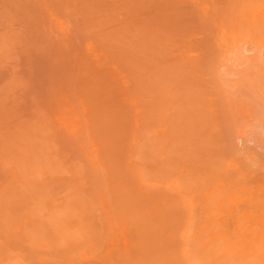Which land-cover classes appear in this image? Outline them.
<instances>
[{
    "label": "bare ground",
    "instance_id": "1",
    "mask_svg": "<svg viewBox=\"0 0 264 264\" xmlns=\"http://www.w3.org/2000/svg\"><path fill=\"white\" fill-rule=\"evenodd\" d=\"M0 5V24L6 20L11 23L15 16L18 22L24 20L17 23L23 26L19 25L18 31L23 32L21 27L32 29V23L37 32L42 30V24L41 27H47L43 34L40 30L43 37L39 33L43 44L49 38L47 31L56 35L55 40L49 39L52 42L47 45L51 48L47 50L46 43H33L35 30L30 33L26 29L24 32L28 30L31 36L23 32L28 37L24 40V35L13 33L15 29L11 28V33L24 37H19L21 44L15 36L16 44L12 39L14 43L6 40L10 28L6 29L7 22H3L6 30L1 28L2 24L0 29L7 35L3 33L5 40L0 37V53L5 51L1 61L5 48L21 47L22 56L33 55L39 61L33 62L30 56L25 57L27 63H37L39 66L34 69L44 70L39 75L43 77L39 80L42 86L56 78L57 88L66 79L73 81L75 88L68 87L73 88L72 92L76 89L73 93L80 102L78 108L72 104L75 108L67 116L69 104L64 100L68 97L61 96L66 91L59 93L64 86L57 93L64 99L61 104L64 102L66 109L57 104L59 97L53 91L56 87L50 84L47 88L51 86V90L40 87V91L43 94L47 90L44 94L51 97L56 93V102L50 104L60 105L55 109L62 107L60 110L67 112L63 119L58 120V113L49 115L53 110L57 112L49 103L43 108H50L49 112L44 111L48 116L42 113L43 106L36 103L43 102L42 96L38 98L40 92L37 100L33 97V103L40 105L39 114L44 117L36 112V104L31 106L32 115L27 114L28 110L24 114L22 108L18 113L16 105L6 111L4 107L0 113V264H264V0H0ZM29 39L33 40L29 43ZM31 43L39 46L32 47ZM30 46L39 57L46 52L44 60L50 54L48 62L42 63L43 59L34 52L29 54ZM52 49L57 53L55 58ZM50 56L55 59H51L52 63ZM46 63L57 64L53 73L56 78L49 77L54 65L50 66L54 70L49 65L46 69ZM34 69L31 67V71ZM49 69L52 72L48 73ZM44 72L48 73L47 79L51 78L47 83ZM32 73L27 74L28 78L37 77ZM25 77L19 78L23 81ZM7 84V89L13 85ZM35 84L23 89L39 90L40 84ZM17 91L15 88V94ZM15 98L18 99L14 96L13 101ZM20 114L30 117L28 122H22L25 117ZM46 116H51L47 123ZM32 117L35 120L31 124ZM52 120L56 121L51 123ZM34 122L36 127L41 126L36 128ZM26 123L29 129L25 128ZM45 123L57 124L55 127L62 132L60 137L67 133L61 139L71 141L70 144L65 140L63 144L71 145L67 147L74 149L69 151L75 153L77 160L79 150L86 149L88 162L84 161L86 154L80 162H86L85 170L90 173L92 169V179L96 175L98 180L95 177L94 183L88 182L87 176V183L80 182L86 174L80 169L72 168L80 172V181L78 173L76 177L75 172H69L71 177L67 174V167L71 169V165L80 162L70 152L71 165L66 164L68 159L64 163L63 158L70 155L66 145L65 156L59 155L64 151L60 152V148L54 154L65 165L53 161V154L47 157V163L55 162L61 170L54 168V163L52 168L44 165L38 169L46 150L55 153L54 143L58 145V131L52 127L56 136L51 131L48 137L44 129L50 127ZM38 133L41 135L37 136ZM28 134L36 135V139L28 138ZM40 136L49 143L48 149L42 143L46 147L43 150ZM29 140L35 146L40 144L43 152L36 154L40 146L35 147ZM38 155L43 158L37 160ZM76 164L74 168H79ZM42 167L48 173L42 172ZM37 169L39 176L34 171ZM62 169L67 170L66 178ZM57 178L68 180L69 183L59 182L64 189L55 188ZM76 180L81 188L85 184L84 191H88L79 189L80 199L96 198V205L94 200L86 204L80 199L82 204H77L80 196L75 192ZM41 181L44 183L39 188ZM49 183L52 185L47 188ZM87 184L96 186L92 189L94 195L89 197L92 190ZM52 187L55 193L50 190ZM67 187L72 194L66 191ZM88 203L93 204L91 209ZM86 208L92 210L86 211L87 215L83 213ZM79 211H83L82 215ZM72 215H76L74 221ZM92 217L97 219H92L93 224L89 223ZM103 223L108 232L98 234L97 229H106L101 227Z\"/></svg>",
    "mask_w": 264,
    "mask_h": 264
},
{
    "label": "rangeland",
    "instance_id": "2",
    "mask_svg": "<svg viewBox=\"0 0 264 264\" xmlns=\"http://www.w3.org/2000/svg\"><path fill=\"white\" fill-rule=\"evenodd\" d=\"M0 6H1V5H0ZM1 8H2V7H1ZM2 9H3V8H2ZM2 9H0V11H2ZM0 14H1V13H0ZM12 16H13V15H12ZM12 16H11V18H12ZM0 17H1V15H0ZM16 17H17V16H15V20H13L14 18L12 19V22H11V19H10V22H11V23H9V21L7 22V20H6V21H3V22H7V23H6L7 25L4 23V24L7 26L6 29L10 28V30L8 29V30L6 31V33H8V32L10 31V32L8 33V37L6 38V40H7V41H11L10 39H12V41H15V43L17 42V40H16L17 37H18V40H19V37H21V36L19 35L20 33H21V35L23 36L24 34L27 35V33L30 32V30H32V29L35 30V26H34V28H33L32 23H31L29 26H31L32 29H29L30 27H29V28H26V29L29 30V31L27 30L28 32L26 31L27 33L24 32L26 29H24V28L22 29L23 26L20 25V24H19V25L22 26V27H21V30H23L24 34H23L22 31H18V30H20V27H19V25H18L17 23H20V21H22V20H20V21L18 22V20H16ZM9 18H10V17H9ZM19 18H20V17H18V19H19ZM1 19H2V18H1ZM1 19H0V20H1ZM3 20H5V19H3ZM25 20H27V19L25 18ZM1 21H2V20H1ZM23 21H24V20H23ZM23 21H22V23H23ZM34 21H35V19H34ZM3 22L1 23L2 25H1V24H0V25H1V28L3 27V29H5ZM13 22L15 23V25H14ZM27 22H28V24H29V22H31V19H30V21L28 20ZM32 22H33V21H32ZM22 23H21V24H22ZM25 23H26V21H25ZM35 23H37V22H35ZM11 24H12V26H9V25H11ZM28 24H25V25L27 26ZM37 24H38V23H37ZM39 24H40V23H39ZM25 25H24V26H25ZM33 25H34V22H33ZM41 25H42V24H40L39 28H42V30L44 29V27H45V29L47 28L46 26L41 27ZM43 25H44V24H43ZM13 26H15V28H13ZM37 26H38V25H37ZM17 27H19V29H18ZM27 27H28V26H27ZM11 28H12V30H13V29L16 30V31L13 30V33H15V32L17 33V32H18L19 34H17V36H16V35H14L13 33H11V31H12ZM6 29H5V30H6ZM36 29H38V28L36 27ZM0 30H1V31H0L1 33H0V34L3 35V33H5V31H3L2 29H0ZM38 30H39V32H38ZM38 30H37V32H36V30H35V33H34V31H32V32H33L32 37H33V39L35 40V41H33V43L37 42V43H39V45H40L41 40H40L39 37L42 36V34H43L44 32H43L41 29H38ZM40 30H41L42 34H41ZM32 32H30V33H32ZM49 32L52 33V31H50V30L47 31V35L49 36L48 41H50V40H52V39L55 40V39H56V38H55V37H56L55 33L53 32L52 34H50ZM6 33H5V35H7ZM30 33H28V35H29ZM39 33H40L41 35H40ZM45 33H46V32H45ZM12 34H13L14 36H13ZM34 34H35V35H34ZM37 34H38V36H37ZM2 35H1L0 37H3V39H4L6 36H4V35L2 36ZM9 35H10V36H9ZM11 35H12V36H11ZM39 35H40V36H39ZM15 36H16V37H15ZM30 36H31V35H29V37H30ZM34 36H36V37H38V38L36 39V37H34ZM48 36H47V37H48ZM51 36H52V37H51ZM54 36H55V37H54ZM14 37H15L16 39H14ZM24 37H25V35H24ZM24 37H21V38H24ZM32 37H31V38H32ZM42 37H43V36H42ZM47 37H46V34H45V37H44V38H47ZM26 38H28V37L26 36V37L24 38V40H25ZM44 38H43V41H42V42H45V41H46V40L44 41ZM8 39H9V40H8ZM13 39H14V40H13ZM33 39H29V40H28L29 43H30V40L32 41ZM38 39H39V41H38ZM49 39H50V40H49ZM4 40H5V39H4ZM4 40H3V42H5ZM26 40H27V39H26ZM7 41H6V42H7ZM12 41H11V42H12ZM22 41H23V40H22ZM48 41L45 42L46 44L44 43L46 46H45L43 43H41V44L44 45L45 48H47V50H48V48H49V46L47 45V44H49ZM1 42H2V41H1ZM11 42H9V43H11ZM19 42L21 43L20 40H19ZM51 42H52V41H50V43H51ZM56 42H57V41H56ZM56 42H55V44H56ZM12 43H14V42H12ZM17 43H18V42H17ZM17 43H16V44H17ZM22 43H23V42H22ZM22 43H21V44H22ZM25 43H26V41H25ZM25 43H24V44H25ZM29 43H28V45H30ZM33 43H31V44L33 45L32 47L39 46L37 43H36L37 45H35V44H33ZM2 44H5V43H2ZM16 44H14V45H16ZM24 44H23V45H24ZM55 44H54V45H55ZM0 45H1V44H0ZM9 45H10V44H9ZM9 45H8V46H9ZM25 45L27 46V43H26ZM43 45H42V46H43ZM49 45H50V44H49ZM51 45H52V44H51ZM3 46H4V45H3ZM6 46H7V45H6ZM8 46H7V48H8ZM11 46H12V45H10V47H9L10 49H11ZM19 46H20V44H19ZM40 46H41V45H40ZM47 46H48V47H47ZM12 47H13V49H12L13 52H12L11 54H10L11 51L9 50V48H8V49L5 48V50H6V54H5V55H6L7 57H5V55H4V60L6 59V60H7L6 62H5L4 60L1 61V59H2L1 57H3V56L1 55V53H2V52H5V51L3 50V51L0 53V55H1V56H0V58H1L0 61L5 63V64H4V63L2 64V63L0 62V63L2 64V65L0 64V67L2 66L3 69H4V70H3L2 67L0 68V83H1V84H0V86H1L0 88H2V89H0V91H1V92H0V97L2 96L1 98H3V96H4L5 99H6V101H7V102H6L5 99H2V100H1V98H0V113L2 112V110H3L4 107H5V110H4V111H6V109H8V107H10L11 105H13V106L10 108V110L16 105V107L19 109V110H18V113H20V112H19V111L21 110L20 108H22V110H24V114L27 113V112H26L27 110H28V113H27V114L34 113L33 110L35 109V107H33V110H32L33 112H31V110H30V109H32L31 106H32V105L35 106L34 104H36V103L38 104V102H39V104H40L41 106H43V107H41V109H42V111H43V108H45L44 106L47 105L48 103L50 104L51 102H52V104H53V101H54V102L57 101V102H58L57 104L62 105V104H61V101L64 100V99L62 100V98H60L62 95H66V97H68L67 99L64 100V102L67 101L66 104H69V105H66V107L68 106V108H69V107H70V103H71L70 110H69L68 108H67V109H68V110H67L66 107H65V103L62 102V103L64 104V105H62L63 108H65V109H66L65 111L68 112V113L66 112V113H67V116H68V114H69V115L71 114V113H69V111L74 110L75 107H76V108L79 107V106L77 105V103H79V105H80V102L77 101L78 98H77V96H75L76 93H75V94L73 93V92H76V89H75V91L72 92L73 88H75V86H74V87L72 86V85H74V84H73V83H74L73 81H70V82H69L67 79H66L67 81L64 79L67 83H65V81H63L64 83L62 82V84H61V82L59 81L60 84L58 83V85H61V86H58L59 88H57V83L55 84V82H57V80H56L57 78H56V75L53 74V73H55V71H56V68H55V67H56L57 64L55 65V63H54V64H50V65H49V63H48V64L46 63V67H45L46 69H47V66H48V65H49L48 68H50L51 70H54V69H55L53 72L50 71V69L48 70V73H49V72H52V73H49V74L51 75V76H49V77L53 78V76L55 75L54 78H56V79H53L52 82H51V80L49 81L50 83L48 82V80L51 79V78H48V79L46 78V76L48 75V73H45L46 71H45L44 73H42L43 76L46 74V75L44 76V78H46L47 81H46L45 79H43V80L46 81L45 83L48 82V83H47V86H49L50 84H52V87H56V89L54 88L55 90H53V91H56V93L58 92L57 90H59L60 88H62V86H64L63 89H60V90H59V93L61 94V92L66 91V94H65V93L63 94V93H62L61 96H60V94L57 93L56 98H57V97H59V98H57V100H56V98H54V97H55V94H56L55 92H54V93H55L54 95L52 94L54 97H53V96L51 97V96H50L51 94H50V95L48 94L49 97H48L46 94H44L45 91H47V90H44V89H48V88H49V89L51 90L52 87L50 86L51 88H50V87L47 88V86H42V85H43L42 80L39 81L40 78H43L42 76L39 77V75H40L41 71H42V72L44 71V70H40V69L37 68V67L39 66V65H37V63H38L39 61H37L35 58H33V57H34L33 55H29V56L26 57V55H28V54H25V57H26L27 59H28V57L30 58V56H31V57L33 56V57H32L33 60H32V58H31V60H32L33 62H35V60L37 61V63H34L35 65H37V67H36L37 70H35V69H34V68H35V65L33 66L32 61H31V62L29 61L30 64L32 63V65H30L29 63H27V62H28L27 59H26L24 56H22V53L20 52V50L22 51V48H21V47H20L21 49H20L19 47L14 48L15 46H12ZM22 47H23V46H22ZM27 47H28V46H27ZM2 48H4V47H2ZM17 48H19V50H18ZM25 48H26V47H25ZM25 48L23 49L24 52H25V50L27 49V48H26V49H25ZM35 48H36V47H35ZM50 48H51V47H50ZM50 48H49V49H50ZM52 48H54L53 45H52ZM43 49H44V48H43ZM54 49H55V48H54ZM54 49H52L51 51H52V53H53L52 56L55 58V56L57 55V53L54 52ZM1 50H2V49L0 48V51H1ZM15 50H16V51H15ZM17 50H18L19 52H18ZM31 50H32V49H31V46H30L29 54H30L31 52H34V49H33L32 51H31ZM39 50H40V49H39ZM9 51H10V52H9ZM41 51H44V50H40L39 52H41ZM45 51H46V50H45ZM22 52H23V51H22ZM26 52H28V50H27ZM35 52H36V51H35ZM35 52H34V53H35ZM39 52H38V53H39ZM48 52H49V51H48ZM20 53H21V54H20ZM34 53H32V54H34ZM36 53H37V52H36ZM36 53H35L34 55H35V56L38 55V57H39V54H36ZM43 53H46V52H43ZM43 53L40 54L41 57H39V59H43L42 63H44V62H46V61L48 62V60H47V56H49L50 54L47 55V56L45 57V60H46V61H45V60H44V56H45L46 54L44 55ZM49 53H50V52H49ZM54 53L56 54L55 56H54ZM3 54H4V53H3ZM9 54L11 55L10 58H9ZM12 54H14L13 57H12ZM18 54H19V55H18ZM23 54H24V53H23ZM43 55H44V56H43ZM42 56H43V57H42ZM52 56H50L51 58H49V60L54 59V58H52ZM17 57H18V58H17ZM38 57H36V58L38 59ZM23 58H25L26 61H24ZM10 59H11V60H10ZM8 60H10V61H12V62H9ZM18 60H19V61H18ZM29 60H30V59H29ZM54 60H55V59H54ZM23 61H24V62H23ZM40 61H41V60H40ZM56 61H57V59H56ZM56 61H54V62H56ZM7 62H8V63H7ZM22 62H23V63H22ZM6 63H7V64H6ZM17 63H18V64H17ZM40 63H41V62H40ZM51 63H52V60H51ZM8 64H9V65H8ZM10 64H11V65H10ZM21 64H22V65H21ZM25 64H26V65H25ZM3 65L6 66V67H8V68L4 67ZM12 65H13V67H12ZM29 65H30V66H29ZM40 65H41V64H40ZM51 65H54V69H53V67H52V68L50 67ZM23 66H24V67H23ZM28 66L30 67V69L28 68ZM42 66L44 67V64H43ZM59 66H60V65H59ZM61 66H62V68H63V65H61ZM61 66H60V68H61ZM64 66H65V65H64ZM31 67H33V69L35 70V72H34V70L31 71ZM57 67H58V66H57ZM23 68H24L25 70H24ZM26 68H27V69H26ZM41 68H42V67H41ZM60 68H57V69L61 71ZM6 69H7V70H6ZM13 69H14V70H13ZM15 69H16V70H15ZM18 69H19V71H17ZM43 69H44V68H43ZM46 69H45V70H46ZM38 70H40V71H39V74H38ZM1 71H2V72H1ZM4 71H5V72L7 71L8 74L5 73ZM14 71H15V72H18V73H14L15 75H13L11 72H14ZM21 71H24V72H23V75H22ZM26 71H27V72H26ZM60 71H59V72H60ZM62 71H63V70H62ZM3 72H4V73H3ZM30 72H31V73L34 72V73H35V76H37V77H35L34 79H32V78L34 77V75H32V78H31V77H30V76H31V73H30ZM57 72H58V71H57ZM57 72H56V74H59V73H57ZM24 73H25V75H24ZM29 73H30V74H29ZM34 73H32V74H34ZM60 73H61V72H60ZM16 74H17V75H16ZM19 74H21V75H19ZM27 74L30 75V76H29L30 78H28ZM36 74H38V75H36ZM42 74H41V75H42ZM8 75H9V76H8ZM11 75H13V78H11ZM15 76H16V78H15ZM18 76H19L20 78H21V77L24 78V77L26 76L25 79L27 78V81L24 82L25 79H23V81L20 80V78H19ZM7 77H8V79L10 78L9 81H8ZM38 77H39V78H38ZM57 77H58V75H57ZM22 78H21V79H22ZM12 79H13V80H12ZM16 79H17V80H20V84H21V85H20L19 83H17V80H16ZM36 79H37V80H36ZM2 80H3V81H2ZM4 80H6V81H4ZM14 80H16L15 83L18 84V85H15ZM28 80H30L32 83L30 82V84H29ZM69 80H70V79H69ZM21 81H22V82H21ZM36 81L38 82V83H36V84H38V85H39V84H40V85L42 84V85H41V86L39 85V87L37 88V89H39V90L33 89V91H34V95L31 96V92L33 93V91L28 92V91H29V88L26 87L25 90H24L23 88H25V86H29V87H30V85L33 84V82H34V84H35ZM61 81H62V80H61ZM12 82H13V83H12ZM26 82H28V84H27ZM41 82H42V83H41ZM71 82H72V83H71ZM2 83H3V84H2ZM5 83H6V85H8L7 83H11V85L13 84V85H14V89L11 88L13 85L11 86L10 84H9V85L11 86V87H9L10 89H7L8 86H7V87H4V86H6ZM23 83H24L25 85H24ZM45 83H44V84H45ZM69 83H71V84H69ZM22 84H23L24 87L22 86ZM36 84H35V86H37ZM67 84H69V85H67ZM19 85H20L21 87H20ZM54 85H56V86H54ZM18 86H19L20 88H19ZM32 86H33V85H32ZM68 86H72V87H73V88L71 87L72 90H71ZM3 87H4V88H3ZM40 87H43V88H44V89H42V90H44V93H43V94H42V92L40 91ZM5 88H6V89H5ZM15 88H16V91H17V90L19 91V93H18V91L16 92L17 95H16L15 92H14V91H15ZM17 88H18V89H17ZM21 88H22L23 90H22ZM30 88H31V87H30ZM32 88H33V87H32ZM34 88H35V87H34ZM67 88H68V89H67ZM3 89H4V90H3ZM12 89L14 90L13 93H12ZM19 89H20V90H19ZM27 89H28V90H27ZM49 89H48V90H49ZM2 90L5 91V93H4ZM6 90H7V91H6ZM9 90H10V91H9ZM35 90H36L37 92H36ZM68 90H69V91H68ZM20 91H21V92H20ZM10 92H11V95H12V96L10 95ZM38 92H40V96H39V93H38ZM49 92H50V91H49ZM70 92L73 93L72 98H70V97H71ZM2 93H4V94H2ZM7 93H8V94H7ZM27 93H30V94H27ZM36 93H38V94H36ZM72 93H71V94H72ZM1 94H2V95H1ZM58 94H59V96H58ZM7 95H10V97L7 96ZM36 95H37V97L39 96L38 98H40V97L42 96L41 98H43V102H44V100H45V102H47V103H46V104H45V103L43 104V102H40L41 100H38L37 102L35 101L36 103H33V101H34V100H33V97L35 96V99H36V98H37ZM43 95H44V96H43ZM14 96H15V97H18V99L15 98L16 101H13V100H14ZM23 96H24L25 98H26V97H27V98L25 99ZM45 96H46V97H45ZM74 96H75V97H74ZM6 97H7L8 99H7ZM11 97H12V98H11ZM44 97H45V99H44ZM47 97H48L50 100H52V101H49V99H48ZM62 97H63V98H66L65 96H62ZM28 98H29V99H28ZM51 98H54V99H51ZM9 99H12L13 103H12L11 100L9 101ZM19 99H22L23 101L20 100V102H19V104H18V103H16V102H18ZM58 99H59L60 103H59ZM60 99H61V100H60ZM73 99H75L76 102H75V100H73ZM17 100H18V101H17ZM27 100H28V101H27ZM29 100H30V101H29ZM36 100H37V99H36ZM55 100H56V101H55ZM71 100H73V102H72ZM70 101H71V102H70ZM3 102H4V103H3ZM5 102H6V104H5ZM2 103H3V105H2ZM8 103H10V104H8ZM14 103H16V104H14ZM25 103H27V104H25ZM17 104H18L19 107L17 106ZM28 104H29V105H28ZM37 104H36V107L38 106ZM54 104L56 105V103H54ZM72 104H73V105H76V106L74 107ZM40 105H39L38 108H37L38 111H36L38 114H39V108H40ZM60 105H56V106H57V107L55 106L56 109H57ZM29 106H30V107H29ZM50 106H51V104L49 105V107H50ZM16 107H14V108H16ZM46 107H47V106H46ZM55 107H54V105H53V107L51 106V109H52V108L55 109ZM72 107H74V108H72ZM60 108H62V107H60ZM60 108H59V110H58L59 112L62 111V110H60ZM41 109H40V112H41ZM47 109H48V107H47ZM49 109H50V108H49ZM49 109L46 110V111L49 112V111H50ZM56 109H55V111H57ZM8 110H9V109H8ZM16 110H17V109H15L14 111H16ZM25 110H26V111H25ZM63 110H64V109H63ZM14 111H13V112H14ZM44 111H45V110H44ZM44 111L42 112L43 114H45ZM46 111H45V112H46ZM53 111H54V110H53ZM53 111H52V113L49 112V115L51 114V116H52V114H56V113H58V115H57V116H58V117H57L58 120H60V118H62V117L64 118V117L66 116V115H65L66 113H64L65 111H62L63 114H64V116H62L63 114H62V115L59 114L58 111H57V112H54V113H53ZM8 112H9V111H8ZM22 112H23V111H22ZM22 112H21V113H22ZM62 112H61V113H62ZM14 113H15V112H14ZM18 113H17V114H18ZM42 113H41V115H40V114H39V115H40V116H43ZM27 114H26V115H27ZM35 114H36V113H35ZM47 114H48V113H46L45 115H47ZM13 115H14V114H13ZM20 115H22V117H23V116L25 117V115H23V114H20ZM30 115H32V114H30ZM33 115H34V114H33ZM7 116H8V115H7ZM14 116H16V115H14ZM14 116H13V117H14ZM40 116H39V117H40ZM47 116H48V115H47ZM47 116H46L44 119L48 118ZM51 116H49L50 119H51ZM60 116H61V117H60ZM9 117H10V115H9ZM17 117H20L19 114L16 116V118H17ZM22 117H21V118H22ZM33 117H35V115H34ZM33 117H32V120L30 119V120H31V124H32V121H34V120L36 119V117H35V119L33 120ZM43 117H44V116H43ZM53 117H54V115H53ZM29 118H30V117H29ZM29 118H27V117H25V119L22 118V122H23V121L26 122ZM49 118L46 119V121H45V120H44V121L47 123V120L50 121ZM63 118H62V119H63ZM17 119H18V118H17ZM17 119H14V118H13V120H16V121H17ZM39 119H40V118H39ZM41 119H42V117H41ZM41 119H40V120H41ZM52 119H53V118H52ZM11 120H12V117H11ZM20 120H21V119H20ZM20 120H19V121H20ZM52 121H53V120H52ZM52 121H51V123H54V121H56V120H54L53 122H52ZM10 122H11V124H12V123H14L15 121H13V122L10 121ZM27 122H28V121H27ZM38 122H39V121H38ZM41 122H42V121H41ZM57 122H58V121H57ZM57 122H56V123H57ZM29 123H30V122H29ZM29 123H28V124H29ZM46 123H45V124H46ZM51 123H49V124H51ZM15 124H16V122H15ZM34 124H35V122L33 123V126L36 127V125H34ZM49 124H48V125H49ZM57 124H58V123H57ZM57 124H55V125H57ZM37 125H39V124L37 123ZM46 125H47V124H46ZM48 125H47V128L50 127V130H49V129H44V128H45L44 126H43L42 129L47 130L48 133H49V132L51 133V131L53 130V128L55 127V125H54V126H53V125L48 126ZM59 125H61V121H60ZM24 126H25V124H24ZM40 126H41V125H39V126H37V127H40ZM10 127H11V126H10ZM27 127H28V126H27V123H26V127H25V128H27ZM37 127H36V128H37ZM52 127H53V128H52ZM11 128H12V127H11ZM36 128H35V129H36ZM51 128H52V129H51ZM55 128H56L57 131L59 130V129H57V128H59L58 126L55 127ZM28 129H29V127H28ZM31 130H33V127H32ZM38 130H39V128H38ZM38 130H36V131H38ZM48 130H49V131H48ZM54 130H55V129H54ZM56 130H55V132L57 133ZM28 131L30 132V130H28ZM60 131H61V130H60ZM60 131H58L57 136H56V134L52 131L53 134H54V136H53V135H52V136H53V137L56 136L55 139H56V141H58V145H57V142L54 143L55 140H54V142H52L53 140L51 141L52 143H54L55 146H57V147H53V148H55V151H54L55 153H53V151L51 152V150H46L47 152L45 151V152H46V154H44L45 156L42 155V154H43L42 152H43L44 149H46V147H47V149H48V145H49V143H48V142H45L46 140L42 139V137L46 136V135H47V132L44 131V132H46V134L44 135V132H43L42 137L40 136L41 138H40V137H37V138H40V140H38V141H40L41 144L44 143V144L46 145V147H44L45 145L42 144V146L44 147L43 150L41 149V145H40V144H39V145H36L37 147L40 146V149H39V150H36V149L34 148L35 143L32 142L33 140H32V141L29 140V142H31V144L34 143V144H33L34 146H33V145H31V146H32V149H35V150L37 151L36 154H38V151H42V152H40V153H42L41 155L44 157V160H43V163H44V164L39 162V163H40V166H38L39 164H37L38 169L41 168V166H44V165H45L44 167H46V165H47L49 168H52V166L55 165L54 168L57 167V170H58V171L61 170V168H59V167H60L59 165H60V164L62 165L63 163H59V160L61 161L62 158L60 159V158L58 157V155H56V156L59 158V160H58V158H56V157L54 156V154H56V151H57V154L59 153V148H60V152H61V149L64 150L65 147L68 149L67 146H69V147L71 148V145H66L67 143H70V144H71V141H68V140L65 139L67 143H66V144H63V143H65V142H64L65 140L62 141V139H63L64 135L67 134V133L63 134V136L60 137V135H61L60 133H62V132H60ZM31 132H32V131H31ZM31 132H30V133H31ZM34 132H35V131H34ZM59 132H60V133H59ZM64 132H65V131H64ZM64 132H63V133H64ZM27 133H28V132H27ZM41 133H42V131H41ZM50 133H49L48 137L51 136L52 133H51V134H50ZM32 134L34 135V133H32ZM59 134H60V135H59ZM28 135L30 136V134H28ZM33 135H31V136H33ZM38 135H41V134L38 133L37 136H38ZM43 135H44V136H43ZM31 136L28 137V138H31ZM67 136H68V135H67ZM46 137H47V136H46ZM65 137H66V135H65ZM68 137H69V136H68ZM68 137H67V139H68ZM33 138H34V140H35V139H36V135L33 136ZM61 138H62V139H61ZM31 139H32V138H31ZM41 139H42V141H41ZM45 139H46V138H45ZM47 139H48V138H47ZM51 139H52V138H51ZM57 139H58V140H57ZM70 139H71V138H70ZM43 140H44V141H43ZM36 142H37V141H36ZM73 142L75 143V141H73ZM74 143H73L72 146L76 147V146H75L76 144H74ZM37 144H38V143H37ZM54 145H53V146H54ZM65 145H66V146H65ZM36 146H35V147H36ZM58 146H60V147H58ZM64 146H65V147H64ZM49 147H50V146H49ZM51 147H52V146H51ZM53 148H51V149L54 150ZM72 148H73V147H72ZM37 149H38V148H37ZM67 149H65L66 152H65V150H64V151L61 152L59 155L61 156V154H62L63 156H65V154H66L69 150H72V149H68V151H67ZM73 150H74V149H73ZM73 150H72V151H73ZM76 150H78V147H77V149H75V151H76ZM72 151H69V154H70V155H69L68 157L66 156L67 158H66V157L63 158V159H64V163H65V160L68 159V160H67L68 163H67V161H66V164H70V165H71L70 156H72V155H71L70 152H72ZM83 151H84L85 153H84ZM34 152H35V151H34ZM45 152H44V153H45ZM50 152H51V154H50ZM64 152H65V154H64ZM77 152H78V151H77ZM77 152H76V153H77ZM79 152L81 153V154H80V157H78L79 162H80V158H81V156H83V154H86V155H85L86 157L84 156V159L86 158L84 161H87V152H86V149H85V148H82L81 151L79 150ZM40 153H39V154H40ZM47 153H48V154H47ZM72 153H74V152H72ZM52 154H53V155H52ZM41 155H38L37 160H38V158H39ZM48 155H49V157H51V155H52L51 158L53 159V161H54V159H56V160L58 161L59 165L56 166V163L53 162V163H54V164H53L52 161H51V163H47V162H49V160H47ZM67 155H68V154H67ZM74 155H75V153L73 154V156H74ZM76 155H79V154L77 153ZM42 156H41V158H39V160H41V159L43 158ZM53 156H54V157H53ZM73 156H72V157H73ZM61 157H62V156H61ZM74 157H75V156H74ZM51 158H50V159H51ZM52 159H51V160H52ZM75 159L77 160V156L75 157ZM69 160H70V162H69ZM72 160H74V159H72ZM76 160H75V161H76ZM78 160H77V163H78ZM81 160H82V158H81ZM75 161H74V162H75ZM41 162H42V161H41ZM87 162H88V161H87ZM37 163H38V162H37ZM81 163H83V162L81 161L80 164H81ZM42 164H43V165H42ZM49 164H50V165L53 164V165L50 166ZM75 164H76V162H75ZM75 164L71 165V169H72V168H73V169H78V170L80 169L79 171L83 170L82 172L88 174V175L85 174V177H83L84 180H82V176L79 174L80 172H78V170H73V169H72V171H69V170H71L70 167H69V168L67 167L68 172H67L66 169H65L64 171H63V169H62V171H63V173H62V171H61L62 175H64V173H66V172H67V174L69 175V172H70V173H72L73 175L76 173V174H75V177H76V175H77V173H78L77 177L81 176V178H78V181H80V179H81L82 181H80V182H83V183H87L86 181H87L88 179H86V178H88V177H89L88 182H91V183H94V182H92V181H93V179H94L95 177H96V179L98 180V176H96V175H94V178L92 179L93 176L91 177V174H90L91 172H93L92 169H91V172H90V173H88V172L90 171L89 169H87L88 172H87V170H85V167H87V166H86V162L84 163L85 165L83 164L85 167H84L82 164H81V166H80V164L78 163V164H79V168H78V167H77V168H74ZM78 164H76V165L78 166ZM63 165H65V164H63ZM66 166H67V165H66ZM68 166H69V165H68ZM72 166H73V167H72ZM90 166H91V165H90ZM44 167H42V170H44V171L41 170L42 172H46V168H44ZM81 167H82V169H81ZM49 168H48V169H49ZM58 168H59V169H58ZM63 168H65V166H64ZM89 168H90V167H89ZM38 169H37V170H34V171H35V174H37L36 176H39V175H40L39 173H37V172H38ZM39 170H40V169H39ZM52 170H53V169H52ZM52 170H50V172H51ZM54 170H55V169H54ZM41 171H40V172H41ZM48 171H49V170H48ZM65 171H66V172H65ZM53 172H54L55 175L58 174V172H56V173H55V171H53ZM53 172H52V173H53ZM74 172H75V173H74ZM82 172H81V173H82ZM46 173H48V172H46ZM52 173H51V174H52ZM84 173H83V174H84ZM54 174H53V175H54ZM59 174H60V172H59ZM59 174H58V176L61 177L62 175H59ZM72 174H71V175H72ZM41 175H42V173H41ZM49 175H50V174H49ZM69 176H70V175H69ZM69 176H68V177H69ZM83 176H84V175H83ZM87 176H88V177H87ZM63 177L66 178L65 175H64ZM68 177H67V178H68ZM70 177H71V176H70ZM51 178L54 179L52 175H51ZM73 178H74V177H73ZM55 179H56V178H55ZM58 179H59V178H57V182H58V183H56V184H58V186L55 184V185H56L55 188H56V187L59 188V186H60V188L64 189V187H61V185H59V182L62 180V178H60V179H61L60 181H58ZM63 179H64V178H63ZM64 180H65V179H64ZM64 180H62V181H64ZM71 180H72V178H70V181H71ZM97 180H96V181H97ZM49 181L51 182V180H49ZM65 181H66V180H65ZM65 181H64V182H65ZM78 181L76 180V182H78ZM52 182H53V181H52ZM54 182H56V180H55ZM66 182H68V180H67ZM80 182H78L79 184L77 183L78 191H76V190L74 189L75 192H78L77 195L79 194V192H81V191H79V189L82 190V188H83L84 185H85V184H84V185L81 184V185L83 186V187L81 188V187L79 186V185H80ZM42 183H44V181H41V182H40V185L38 186L39 188H40L41 186H43ZM68 183H69V182H68ZM45 184L47 185V183H45ZM75 184H76V183H75ZM89 184H90V183H89ZM89 184H87L88 187H90ZM49 185H50V183H49ZM51 185H52V184H51ZM51 185L48 186L47 188L51 187ZM63 185H65V187H66V184H63ZM70 185H72V184H70ZM70 185L68 184V187H69ZM92 185H93V184H92ZM93 186H95V184H94ZM44 187H45V185H44ZM53 187H54V186H53ZM53 187H52V189H50V190L53 191ZM68 187L65 188L66 191L69 190ZM70 187L73 188L74 186H70ZM75 187H76V185H75ZM75 187H74V188H75ZM77 187H76V188H77ZM79 187H80V188H79ZM88 187H87V188H88ZM95 187H96V186H95ZM95 187H90L89 189L92 190V189H95ZM57 188H56V189H57ZM71 188H70V189H71ZM84 188H85V187H84ZM84 188H83V191L85 190ZM41 189H44V188H41ZM45 189H46V187H45ZM62 189H61L60 191H62V192L64 191V193H65L66 191H65V190H62ZM50 190H48V192H49ZM54 190H55V189H54ZM57 190H59V189H57ZM57 190H56V191H57ZM44 191H45V190H44ZM52 191H51V193H52ZM70 191H71V190H69L68 192H70ZM83 191H82V194H83L84 192H86V191H84V192H83ZM53 192H54V191H53ZM72 192H73V191H72ZM87 192H88V191H87ZM87 192H86V193H87ZM90 192H91V193H92V192L94 193V190H92V191L89 190V193H90ZM54 193H55V192H54ZM56 193H57V192H56ZM59 193H60V192H59ZM70 193H71V192H70ZM91 193H90V194H91ZM93 193H92L91 195L88 194V197L94 195ZM71 194H72V193H71ZM73 194H75V193H73ZM82 194H81V195H82ZM77 195H75V198H77ZM84 195L86 196L85 193H84ZM72 196H73V195H72ZM78 196H80V195H78ZM83 197H84V196L82 195V198H83ZM93 197H94V196H93ZM80 198H81V196L78 197V203H77V204H79V201H80V200H81L82 202H83V201H86V200H85L86 197L84 198V200H82V199H80ZM79 199H80V200H79ZM89 199H92V197H90ZM89 199H88V201H86V204H87V202H93V200L96 201V198H95V199L93 198L91 201H89ZM75 200L77 201V199H75ZM81 201H80V203H81ZM96 203H98V202L96 201V202H95V205H96ZM81 204H82V203H81ZM81 204H80V205H81ZM84 204H85V203H84ZM90 204H91V203H88V206H89ZM97 205H98V204H97ZM82 206H84V205H82ZM90 206H91V205H90ZM76 207L78 208V206H76ZM76 207H75V208H76ZM86 207H87V205H86ZM92 207H93V204H92V206L90 207V209H91ZM98 207H100V208H98V210H100V209H101V206L99 205ZM79 208H80V207H79ZM79 208H78V209H79ZM81 208H82V207H81ZM83 208L85 209V207H83ZM88 208H89V207H88ZM73 209H74V208H73ZM78 209H77V211H78ZM84 209H83V211H84ZM90 209H89L88 211H92V210H90ZM93 209H95V206H94ZM80 210H82V209H80ZM96 210H97V209H96ZM96 210H95V211H96ZM83 211H82V212H83ZM86 211H87V208H86L85 212H83V213H86ZM88 211H87V213H88ZM95 211H94V212H95ZM100 211H101V210H100ZM100 211H99V212H100ZM74 212H76V209H75V211H73V213H74ZM79 212H80V211H79ZM82 212H80L81 215H82ZM94 212H93V213H94ZM96 212H97V211H96ZM87 213H86L85 215H87ZM91 213H92V212H91ZM93 213L90 214V215L93 216ZM100 213L102 214L103 212H100ZM77 214H78V216H81V215H79V213H77ZM98 215H99V213H98ZM102 215H104V214H102ZM72 216H73V215H72ZM74 216H76V215H74ZM74 216L72 217L71 220H73V218H74V220H75L76 217H74ZM96 216H97V214H96ZM100 216H101V215H99V218L102 219L103 216H102V217H100ZM97 217H98V216H97ZM95 218H96V217H95ZM89 219H91V221H89V223H90V222L92 223L93 220H97V219H94L93 217H92V218H89ZM92 219H93V220H92ZM101 219H100V220H101ZM74 220H73V221H74ZM98 220H99V219H98ZM72 223H73V222H72ZM75 223H76V222H75ZM98 223H99V222H97V224H98ZM105 223H106V222H105ZM105 223H103L104 225L101 224V227H102V226L104 227V226H105ZM92 224H93V223H92ZM98 225L100 226V224H98ZM106 226H107V225H106ZM106 226H105V228H106ZM97 227H98V226H97ZM97 227H95V228H97ZM101 227H100V230H102ZM97 230H98V231H96V232H98V234H103V233H107V232H108V229H107V228H106L105 230H103L102 232H100L99 229H97ZM97 241H98V239H97ZM100 241H101V240H100ZM100 241H99V242H100ZM92 242H96V241H92ZM97 243H98V242H96V244H97ZM100 244H101V242H100L98 245H100ZM98 245H97V246H98ZM102 245H103V242H102ZM104 245H105V243H104ZM93 246H94V245H93ZM95 247H96V245H95ZM100 247H101V245L99 246V248H100ZM95 249H98V248L96 247ZM102 250L106 251V249H104V247H103ZM100 251H101V250H100ZM104 251H103V252L101 251L100 253H104Z\"/></svg>",
    "mask_w": 264,
    "mask_h": 264
}]
</instances>
